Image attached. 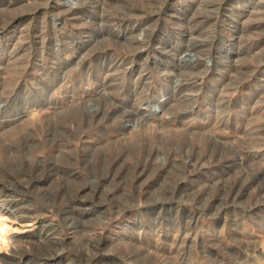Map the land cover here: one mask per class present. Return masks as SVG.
I'll return each mask as SVG.
<instances>
[{
  "label": "rangeland",
  "instance_id": "obj_1",
  "mask_svg": "<svg viewBox=\"0 0 264 264\" xmlns=\"http://www.w3.org/2000/svg\"><path fill=\"white\" fill-rule=\"evenodd\" d=\"M64 1L0 0V264H264V0Z\"/></svg>",
  "mask_w": 264,
  "mask_h": 264
},
{
  "label": "bare ground",
  "instance_id": "obj_2",
  "mask_svg": "<svg viewBox=\"0 0 264 264\" xmlns=\"http://www.w3.org/2000/svg\"><path fill=\"white\" fill-rule=\"evenodd\" d=\"M60 1V0H59ZM62 1V0H61ZM258 4V3H257ZM61 5V4H60ZM63 6H66L67 7V9H66V11H68L69 13L71 12V13H74L75 12V10H74V8L77 6V3H76V1H73V0H65L64 1V5ZM66 14V13H65ZM120 25V24H119ZM116 26V25H115ZM126 28H127V26H126ZM123 29V28H122ZM128 29V28H127ZM119 30V29H118ZM115 33V32H114ZM118 33V32H117ZM136 35V34H135ZM141 35V34H140ZM139 35V36H140ZM132 36H134V35H132ZM131 36V37H132ZM142 36V35H141ZM140 36V37H141ZM89 38V37H88ZM134 38V37H133ZM132 41V40H131ZM136 41V40H135ZM138 41V40H137ZM138 44V43H137ZM142 48V47H141ZM180 58V57H179ZM79 64V62L77 63V65ZM171 78V77H170ZM165 98V96L164 95H162V96H160V100H157V101H154L153 102V109H152V107H151V105L150 104H147V108L149 107H151V109H150V111L155 115V116H158V117H160V118H164L163 117V113H164V110H162L161 109V107H160V104H161V101L163 100ZM47 107V106H46ZM144 109V108H143ZM149 111V112H150ZM154 111V112H153ZM144 112H145V110H144ZM151 114V113H150ZM154 116V117H155ZM9 195V194H8ZM8 197V196H7ZM5 195L4 196H0V213H2V215H3V213L4 214H8V213H10V214H12V210H10L9 208H11L12 207V204H11V202H10V200L7 198ZM37 212L38 211H27L26 213H24V215H21V214H14V216H15V218H21L22 216H25V215H27V216H29V220L28 221H31V219L33 218H35V217H37L39 214H37ZM39 213V212H38ZM13 216V217H14ZM29 224H30V222H28ZM6 226H5V224H3L2 226H1V228H0V234L2 235V234H6V228H5ZM40 234H45L46 235V232H44V231H42V232H40ZM50 244V243H49Z\"/></svg>",
  "mask_w": 264,
  "mask_h": 264
}]
</instances>
